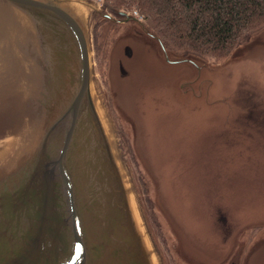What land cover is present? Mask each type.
<instances>
[{"label":"rangeland","instance_id":"rangeland-1","mask_svg":"<svg viewBox=\"0 0 264 264\" xmlns=\"http://www.w3.org/2000/svg\"><path fill=\"white\" fill-rule=\"evenodd\" d=\"M74 1L86 7L94 88L157 264H264V136L230 124L250 95L264 99V29L222 60L165 47L198 70L165 60L137 8ZM113 10L142 24L114 29Z\"/></svg>","mask_w":264,"mask_h":264},{"label":"water","instance_id":"water-1","mask_svg":"<svg viewBox=\"0 0 264 264\" xmlns=\"http://www.w3.org/2000/svg\"><path fill=\"white\" fill-rule=\"evenodd\" d=\"M84 7L0 0V264H157L94 88ZM147 34L168 63L201 69ZM250 96L231 129L262 138L264 99Z\"/></svg>","mask_w":264,"mask_h":264},{"label":"trees","instance_id":"trees-1","mask_svg":"<svg viewBox=\"0 0 264 264\" xmlns=\"http://www.w3.org/2000/svg\"><path fill=\"white\" fill-rule=\"evenodd\" d=\"M137 8L167 49L222 60L264 29V0H114Z\"/></svg>","mask_w":264,"mask_h":264},{"label":"flooded vegetation","instance_id":"flooded-vegetation-1","mask_svg":"<svg viewBox=\"0 0 264 264\" xmlns=\"http://www.w3.org/2000/svg\"><path fill=\"white\" fill-rule=\"evenodd\" d=\"M109 13H110L109 15H110L111 19L110 18H106L107 22L105 24H107V23H108V25L111 24V25L114 26V29H116V28L118 29L120 25H123L125 23L122 20H126L127 17L122 15L123 12H121V11L118 12V11L113 10V11H110ZM123 14H127V16L131 17L130 15H128V13H123ZM128 23H133V22L132 21L131 22L128 21ZM131 35H133V34H131Z\"/></svg>","mask_w":264,"mask_h":264}]
</instances>
